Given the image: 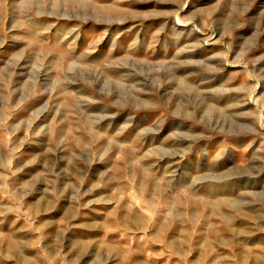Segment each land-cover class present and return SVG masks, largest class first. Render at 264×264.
Listing matches in <instances>:
<instances>
[{
  "label": "rangeland",
  "instance_id": "1",
  "mask_svg": "<svg viewBox=\"0 0 264 264\" xmlns=\"http://www.w3.org/2000/svg\"><path fill=\"white\" fill-rule=\"evenodd\" d=\"M0 264H264V0H0Z\"/></svg>",
  "mask_w": 264,
  "mask_h": 264
}]
</instances>
